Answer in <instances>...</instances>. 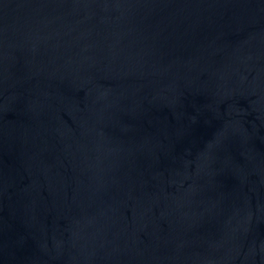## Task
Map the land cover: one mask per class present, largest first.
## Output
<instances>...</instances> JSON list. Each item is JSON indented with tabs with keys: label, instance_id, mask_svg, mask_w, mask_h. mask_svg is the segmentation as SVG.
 <instances>
[{
	"label": "water",
	"instance_id": "water-1",
	"mask_svg": "<svg viewBox=\"0 0 264 264\" xmlns=\"http://www.w3.org/2000/svg\"><path fill=\"white\" fill-rule=\"evenodd\" d=\"M0 264H264V0H0Z\"/></svg>",
	"mask_w": 264,
	"mask_h": 264
}]
</instances>
